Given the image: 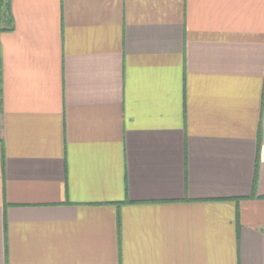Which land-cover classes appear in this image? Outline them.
<instances>
[{
  "label": "crops",
  "instance_id": "crops-1",
  "mask_svg": "<svg viewBox=\"0 0 264 264\" xmlns=\"http://www.w3.org/2000/svg\"><path fill=\"white\" fill-rule=\"evenodd\" d=\"M0 0V264H264V0Z\"/></svg>",
  "mask_w": 264,
  "mask_h": 264
},
{
  "label": "trees",
  "instance_id": "trees-1",
  "mask_svg": "<svg viewBox=\"0 0 264 264\" xmlns=\"http://www.w3.org/2000/svg\"><path fill=\"white\" fill-rule=\"evenodd\" d=\"M4 31H12L14 29V20L11 10V0H1Z\"/></svg>",
  "mask_w": 264,
  "mask_h": 264
}]
</instances>
